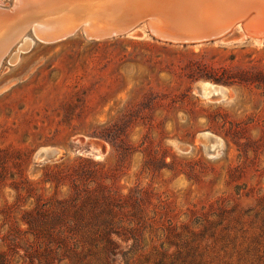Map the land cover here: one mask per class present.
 <instances>
[{
    "label": "rangeland",
    "instance_id": "374dc122",
    "mask_svg": "<svg viewBox=\"0 0 264 264\" xmlns=\"http://www.w3.org/2000/svg\"><path fill=\"white\" fill-rule=\"evenodd\" d=\"M174 1L186 7V0ZM225 1L208 0L209 19L228 22L236 13L264 11L262 0ZM14 3L0 0L5 8ZM71 11L64 13L73 17ZM154 21V28L174 35ZM247 23L198 43L162 40L148 20L113 37L91 39L80 28L53 42L40 40L30 23L0 66V248L6 210L13 219L21 203L32 206L33 190L50 195L45 175L58 164H102L123 193L136 185L154 189L177 223L209 211L211 203H260L264 36L249 32ZM9 30L0 37L12 36ZM224 68L262 73L231 84L208 78Z\"/></svg>",
    "mask_w": 264,
    "mask_h": 264
},
{
    "label": "trees",
    "instance_id": "16d2710c",
    "mask_svg": "<svg viewBox=\"0 0 264 264\" xmlns=\"http://www.w3.org/2000/svg\"><path fill=\"white\" fill-rule=\"evenodd\" d=\"M259 73L224 68L208 78L231 84ZM44 182L50 195L33 190L32 206L21 203L13 219L6 210L0 264H264V198L246 208L211 203L177 223L158 192L123 193L102 164H58Z\"/></svg>",
    "mask_w": 264,
    "mask_h": 264
},
{
    "label": "bare ground",
    "instance_id": "6f19581e",
    "mask_svg": "<svg viewBox=\"0 0 264 264\" xmlns=\"http://www.w3.org/2000/svg\"><path fill=\"white\" fill-rule=\"evenodd\" d=\"M227 1H225V3ZM262 1L264 2V0ZM244 2L246 3V1ZM181 3L180 2L176 3V1L174 0H158V1L157 0L156 1L155 0H17L16 5L11 10L7 11L0 8V25H3L0 26V30L7 31L9 30V28L11 29L16 26H19L20 28V30L16 29V31L11 29L13 32L9 30L10 33H14L10 37L8 36L6 37L4 35H3L4 37L3 36L0 37V66L3 57H5V54H7L8 51H10L11 47L14 45L17 39L21 37V35H23L24 31L31 24L35 28L36 31L35 33H37L38 36L49 40H54L62 35H65L67 32H70L71 30H75L81 24H85L86 30L89 33H93V32L110 33L114 28V25H112L114 22H120L126 20L130 21L133 18L142 19L143 17L144 18L148 17L150 21H153V23L155 22L154 20H156L157 24L158 23L160 24V22H162L163 25L164 22H169L171 20H174L176 26L183 25L185 27L184 33H177L173 31L172 32V34H174L173 36L162 32L160 29L155 28L156 33L159 35H162L164 37H170L173 39L174 38L179 39L182 38L180 35L187 34L190 32L206 31L205 30L206 28L214 27L217 25L225 26L230 21H234L241 15V14L237 15L236 13L238 17L236 15L229 16L228 22H225L224 19L211 20L209 19L210 15H207L205 10L206 4H208V0H186L184 2L186 4L185 8H183L184 6ZM216 4H218V2H216ZM215 6L217 9V5ZM220 7H222V4L220 5ZM247 7L248 6H246V8ZM253 8L255 9L256 7L253 6ZM67 10H73L71 12L74 13V16L72 17L71 15L66 14ZM64 11H66V13H64ZM28 12L30 13L27 14L26 16H30V17L32 16L33 18H29V17L27 18L26 16H23ZM262 13H260V15ZM208 14H210V12ZM243 14L246 13L244 12ZM262 15L264 16V14ZM221 16H223V14ZM234 16H236V18H234ZM10 22H13V24ZM101 23L106 24V27L100 26ZM107 25L110 26L111 28H107ZM260 32H264V31H260ZM4 33L6 32L4 31ZM30 45L31 42L27 40L23 46H26L25 48H27ZM217 143L218 142H216L215 145H217ZM218 145L220 144L218 143ZM217 149H219V147Z\"/></svg>",
    "mask_w": 264,
    "mask_h": 264
},
{
    "label": "water",
    "instance_id": "95a60500",
    "mask_svg": "<svg viewBox=\"0 0 264 264\" xmlns=\"http://www.w3.org/2000/svg\"><path fill=\"white\" fill-rule=\"evenodd\" d=\"M16 1L17 0H15V3L13 5V7H11V8H5V7H2V6H0V8L3 9V10H7V11L8 10H11L16 5ZM253 12H256V14H258V16H259L258 21H256V20H251L250 21V18L252 16ZM260 13H261L260 11L252 10L248 14L242 15V16L238 17L237 19H235L234 21H231L229 24H227L225 26H223V25H217V26H214V27H208V28H206L205 29L206 31L190 32V33H187V34L180 35L182 38H179V39H173V38H170V37H164L162 35L157 34L156 33V29L154 28V26L152 25V23H151V21H150V19L148 17H146V18L143 17L144 19L143 18L142 19H140V18H138V19L133 18L130 21L129 20H126V21L114 22L112 24V25H114V28L112 29V31L110 33H105V32H103V33H96V32L89 33L86 30L85 24H81L75 30H71L70 32H67L65 35H62V36H60V37H58L57 39H54V40H49V39H46V38H42V37L38 36L36 33L35 34L37 35V37L40 40H44V41H47V42H53V41L60 40L62 38L68 37V36L74 34L80 28H82L84 34L86 35V37L91 38V39H102V38L113 37V36L125 34V33L129 32V31L133 30L136 26H138L144 20H148L149 21V24H150V27H151V31L153 32V34L155 36H157L158 38L162 39V40L176 42V43H198V42H204V41L214 40V39L221 38V37L225 36L226 34H228L233 29V27L238 22H240L242 20L245 21V22L246 21L247 22L248 21L250 22V23H247V25H246L247 30L249 32H251L252 34H254L256 36H264L263 33H256V32H254V31L251 30L252 29V26L264 27V16L262 14L260 15ZM163 26L165 28L164 30H167L169 32H173L174 31V32H177V33H184V30H185V27L183 25L176 26L174 20H171L169 22H164ZM18 39H17V41H18ZM21 46H20V48H21ZM12 47H11V49H12ZM29 47L25 48L24 50H27ZM9 52L10 51H8V53ZM6 55H5V57H6ZM4 58H3V60H4ZM3 60H2V62H3ZM215 99L218 100L219 97H216Z\"/></svg>",
    "mask_w": 264,
    "mask_h": 264
}]
</instances>
